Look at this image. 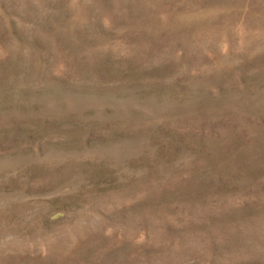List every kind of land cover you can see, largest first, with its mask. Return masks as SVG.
I'll return each mask as SVG.
<instances>
[{"label": "rangeland", "instance_id": "obj_1", "mask_svg": "<svg viewBox=\"0 0 264 264\" xmlns=\"http://www.w3.org/2000/svg\"><path fill=\"white\" fill-rule=\"evenodd\" d=\"M0 264H264V0H0Z\"/></svg>", "mask_w": 264, "mask_h": 264}]
</instances>
